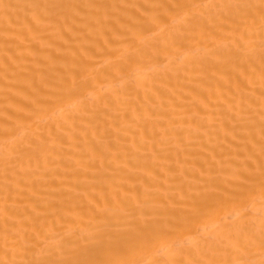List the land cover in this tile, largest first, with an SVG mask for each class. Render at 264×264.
Segmentation results:
<instances>
[{"label": "bare ground", "instance_id": "1", "mask_svg": "<svg viewBox=\"0 0 264 264\" xmlns=\"http://www.w3.org/2000/svg\"><path fill=\"white\" fill-rule=\"evenodd\" d=\"M0 264H264V0H0Z\"/></svg>", "mask_w": 264, "mask_h": 264}]
</instances>
